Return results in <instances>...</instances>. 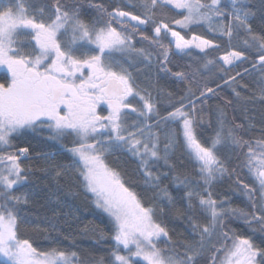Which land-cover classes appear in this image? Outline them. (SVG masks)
<instances>
[{"label": "snow or ice", "instance_id": "1", "mask_svg": "<svg viewBox=\"0 0 264 264\" xmlns=\"http://www.w3.org/2000/svg\"><path fill=\"white\" fill-rule=\"evenodd\" d=\"M88 7L96 15L89 16L81 0H0V264H82L76 251L39 249L19 234L20 206L29 203V194L17 189L27 184L32 169L23 165L30 146L14 141L38 129L52 141L72 138L71 147L65 146L71 163H56L45 154L41 170L57 180L75 176L107 214L113 242L108 264H264V128L258 138L245 139L242 133L254 125L229 123L220 110L214 135L202 139L197 102L204 103L215 89L205 84L196 96L189 88L175 100L167 93L171 110L162 114L164 89L145 71L155 66L182 81L208 79L203 73L215 69L238 100L264 101V35L253 30L256 12L248 0H119ZM260 11L264 22V0ZM198 27H206L212 38L198 34ZM217 38H226V45ZM144 42L148 47L136 46ZM184 57L198 60L195 67L187 65L190 73L169 67ZM253 72L259 73L258 92L242 96L237 88L247 86L237 78ZM140 74L146 86L138 82ZM178 146L190 171L172 161ZM225 147L237 154V166L247 170L251 185L228 167L221 155ZM117 153L136 162L155 193L154 203H145L109 164L108 157ZM161 162L168 171L158 170ZM170 174L172 184L184 190L183 210L161 186ZM226 175L235 177L233 191L246 197L245 207L213 191ZM169 213L188 222L191 239L172 242L164 220ZM234 221L253 234L259 231L260 243L230 228ZM206 253L211 255L205 258Z\"/></svg>", "mask_w": 264, "mask_h": 264}, {"label": "trees", "instance_id": "2", "mask_svg": "<svg viewBox=\"0 0 264 264\" xmlns=\"http://www.w3.org/2000/svg\"><path fill=\"white\" fill-rule=\"evenodd\" d=\"M84 7L87 9L89 16L96 15L95 9L88 7L89 2L102 3L105 6L114 5L119 0H81ZM249 6L256 16L252 19L251 23L254 32L264 35V22L261 21V0H248ZM132 10V9H129ZM172 15V13H168ZM198 34L212 38L207 31L206 27H198L195 29ZM137 41L139 37L136 38ZM222 46L226 45V38L216 40ZM237 48L241 47L238 41L233 42ZM137 47H148L147 42L143 44L137 43ZM223 54L214 53V55ZM195 57V53H194ZM255 59L250 56V60ZM198 60L194 58L184 57L183 59H173V64L169 65L173 71L185 70L189 71L187 65L192 64L193 67L197 66ZM251 67L250 64L246 65ZM148 71L153 82L158 88L164 89V94L160 96V103L158 107L161 108L162 114L164 109L168 108L169 103L167 93L172 94L173 100L185 94L186 90H191L199 96L200 91L203 90L204 85L215 89L216 94L211 95L204 103L197 102V108L203 111L200 115L203 116V123L199 128L202 139H208L214 135V130L217 127V119L220 110H223L226 120L229 123L235 122L237 124H244L247 128L248 123L251 122L254 127L245 133V139H255L261 135V129L264 128V101L258 97L245 103L238 100L232 88L224 85L223 81L219 79L221 74L213 69L212 74L205 72L204 79L197 76L194 80L189 78L187 80H177L170 74H164L153 66ZM234 74V72H233ZM141 86H146L147 80L144 74L137 77ZM240 85H246V89L237 88L241 91L242 96H252L254 92H258L257 81L259 73L253 72L252 75H245L243 79L237 78ZM220 84L221 87H217ZM154 96L157 95V88L151 89ZM203 99V98H202ZM247 109V111H245ZM164 126L161 125V128ZM48 132L37 130L35 132L28 131L23 137L14 141L15 144L20 146H30L29 158L23 160L25 167L32 169L27 184L17 189V194L27 192L29 194V203L20 206V215L22 223L20 224L19 234L21 238L30 239L34 246L39 249L46 250L50 246H59L65 250L76 251L82 264H96L101 258L104 259V264H108L111 248L113 242L111 236V224L106 213L97 209L92 202L91 194H86L79 185V181L75 176H68L54 179L52 175L41 169L45 165L44 155L48 154L51 161L61 164H70L71 158L69 153L66 152V147H71V137L61 142H56L48 139ZM163 136V132H161ZM221 155L226 159L230 169L236 168L237 173L250 185L253 183L247 175L246 169H241L237 165L239 163L237 154L227 147L221 149ZM172 161L177 165L178 169L188 170L192 169L191 163L183 154V150L178 146L172 157ZM108 162L112 167L117 168L127 183L144 199L145 203H154L153 197L155 193L144 184V179L140 175L136 162L125 154H115L108 157ZM161 172L168 171L163 166V162L158 166ZM235 177L226 175L221 180H218L214 185L213 191L218 195H229L232 199L234 206L245 207L246 197L234 189ZM162 187L167 186L168 191L176 200V207L178 209H185L186 202L181 198L183 196V188L177 189L171 182V174L169 179L163 180ZM171 240L173 243L179 245L186 239H191L190 229L188 222L185 219L178 218L175 213H169L165 218ZM237 233L242 236H251L256 243L261 241V233L257 231L252 233L246 225L241 221H234L229 225ZM255 227H259L256 225ZM164 247V244L160 245ZM211 253H206V257ZM3 258L0 257V261Z\"/></svg>", "mask_w": 264, "mask_h": 264}]
</instances>
